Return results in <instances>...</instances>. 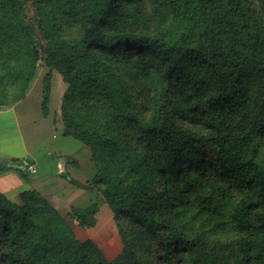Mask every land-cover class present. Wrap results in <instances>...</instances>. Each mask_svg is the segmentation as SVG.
<instances>
[{"label": "trees", "instance_id": "1", "mask_svg": "<svg viewBox=\"0 0 264 264\" xmlns=\"http://www.w3.org/2000/svg\"><path fill=\"white\" fill-rule=\"evenodd\" d=\"M40 66L42 116L56 71L63 135L128 227L108 258L36 190H0V264H264V0H0V110Z\"/></svg>", "mask_w": 264, "mask_h": 264}, {"label": "crops", "instance_id": "2", "mask_svg": "<svg viewBox=\"0 0 264 264\" xmlns=\"http://www.w3.org/2000/svg\"><path fill=\"white\" fill-rule=\"evenodd\" d=\"M40 102L29 107L20 101L0 110V190L13 202L19 201L20 192L33 189L47 199L59 196L69 207H85L92 200L89 183L96 174L95 166L90 164V149L64 136L61 127L56 130L58 110L50 109L43 117ZM23 158H28L35 168L34 172L27 169L29 181H24L13 167L14 160ZM65 173L87 188L65 180Z\"/></svg>", "mask_w": 264, "mask_h": 264}, {"label": "rangeland", "instance_id": "3", "mask_svg": "<svg viewBox=\"0 0 264 264\" xmlns=\"http://www.w3.org/2000/svg\"><path fill=\"white\" fill-rule=\"evenodd\" d=\"M46 71H47V68L45 66L39 67L37 74H36V78L30 90L25 95V97L17 101L15 105L19 103L20 101L25 102L26 106L30 105L29 107H31L32 105H35V106L39 105L41 94H42L41 79H42L43 74ZM66 87L67 86L63 82L59 73L54 71L53 78H52V87H51L52 94L50 96L51 101L49 102V110L50 109L51 111L55 109L58 110L55 114V120H56L55 127H56V130L61 127V131H62V122H61L60 108L58 107H60L59 105L61 103L62 96L64 94ZM66 145L68 146V144ZM27 146L30 147V141H28ZM90 164L95 166V163L91 156H90ZM89 187L92 190V198H91L92 200L90 201V204L96 203L99 208L98 212L96 213V224L92 228H88V229L82 228L74 223V221L70 217V207L71 206L70 207L68 206V202L66 200H63V201L60 200L59 196H50L49 197L50 199L48 200L50 201L51 204H53V206L58 205V208L57 207L56 208L58 209L60 214L65 218V220L69 223L74 233L80 240H84L88 238L92 239L98 246H100L103 253L108 258H114L122 249V242H121L118 229L120 225L123 226L125 223L124 222L122 223L121 221L116 220L113 217L111 210L108 208L100 192L94 186V183L92 180L89 183ZM123 227H128V225L125 224ZM147 256H148V253L145 254L146 258Z\"/></svg>", "mask_w": 264, "mask_h": 264}, {"label": "built area", "instance_id": "4", "mask_svg": "<svg viewBox=\"0 0 264 264\" xmlns=\"http://www.w3.org/2000/svg\"><path fill=\"white\" fill-rule=\"evenodd\" d=\"M27 169L30 171V172H34L35 171V168L32 164H29Z\"/></svg>", "mask_w": 264, "mask_h": 264}]
</instances>
